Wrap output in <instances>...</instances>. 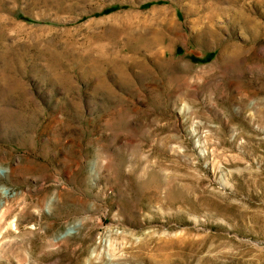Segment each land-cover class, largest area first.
Listing matches in <instances>:
<instances>
[{
	"label": "rangeland",
	"instance_id": "obj_1",
	"mask_svg": "<svg viewBox=\"0 0 264 264\" xmlns=\"http://www.w3.org/2000/svg\"><path fill=\"white\" fill-rule=\"evenodd\" d=\"M0 264H264V0H0Z\"/></svg>",
	"mask_w": 264,
	"mask_h": 264
}]
</instances>
